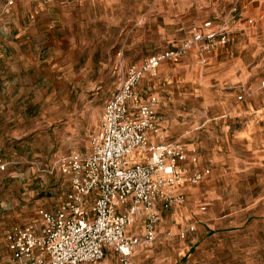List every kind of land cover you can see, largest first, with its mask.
<instances>
[{
	"label": "rangeland",
	"instance_id": "374dc122",
	"mask_svg": "<svg viewBox=\"0 0 264 264\" xmlns=\"http://www.w3.org/2000/svg\"><path fill=\"white\" fill-rule=\"evenodd\" d=\"M209 19L232 38L214 53L217 64L203 66L192 49L139 85L159 101L160 141L184 144L231 205L225 250L211 262L199 248L171 264H264V56L234 30L264 27V14L249 17L228 0H0V264L10 262L12 228L39 229V211L66 199L70 178L57 162L91 153L128 69L190 40ZM236 61L247 82L210 81ZM114 264L124 263L117 256Z\"/></svg>",
	"mask_w": 264,
	"mask_h": 264
},
{
	"label": "built area",
	"instance_id": "2783aa9c",
	"mask_svg": "<svg viewBox=\"0 0 264 264\" xmlns=\"http://www.w3.org/2000/svg\"><path fill=\"white\" fill-rule=\"evenodd\" d=\"M231 40L226 28L208 20L194 29L190 40L128 69L105 105L91 153L73 152L57 162L70 178L66 199L55 211H39V229L17 226L7 233L9 264H94L105 258L107 248L129 264L139 244L156 240L157 202L165 209L182 205L186 197L176 189L185 182L199 184L211 171L189 169L185 163L197 165L198 158L184 144L160 141L159 101L151 95L144 98L138 86L163 62L177 63L192 49L205 66L208 56ZM123 206L126 212H121ZM140 212L147 214L145 234L129 236L127 230Z\"/></svg>",
	"mask_w": 264,
	"mask_h": 264
},
{
	"label": "crops",
	"instance_id": "0c3cea01",
	"mask_svg": "<svg viewBox=\"0 0 264 264\" xmlns=\"http://www.w3.org/2000/svg\"><path fill=\"white\" fill-rule=\"evenodd\" d=\"M228 1L229 3L239 2L240 9L249 17L264 14V0ZM234 30L245 31L249 34L250 39L245 45L249 46L256 58L264 56V27L247 28L245 24L240 22L234 26ZM220 48H217L208 56L207 64L210 61L218 63L214 53ZM182 60L183 58L177 63ZM242 69L241 61H236L230 67L224 65L219 69L218 74L210 75L212 78L210 81L217 80L221 84L231 86L244 84L248 81L249 73H241ZM138 91L144 98L150 96L143 94L139 90V86ZM212 157L214 158L213 162L217 164L219 162V152L214 151ZM133 159H137V155H134ZM234 164L238 166L236 162ZM185 165L191 170H200V161H198L197 165H193L190 162L185 163ZM223 186L228 188L227 183H223ZM176 191L184 194L186 201L182 205H175L169 209H165L161 201L157 202L155 209L159 216V223L156 228V240L150 244H139L131 257V264H171L179 259L186 258L187 254H192L193 251L197 252L199 248L204 251L206 260L212 262L217 252L225 250L226 239L229 237L226 234L231 232L228 230V224L232 220V212L231 205L227 203L228 196L217 187V177L215 178L213 175L206 176L202 182L196 185L185 182ZM126 211L127 206L121 207V212ZM146 217L147 214L145 212H140L136 215L127 230V234L142 238L145 234ZM133 224H135V229L132 227ZM187 227H192L193 230L185 232L184 230ZM220 234L223 236L217 240V235ZM214 241H217V243L213 244ZM117 256L113 249L107 248L105 258L94 264H114Z\"/></svg>",
	"mask_w": 264,
	"mask_h": 264
}]
</instances>
